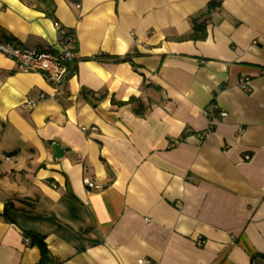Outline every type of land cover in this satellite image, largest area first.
<instances>
[{
  "label": "crops",
  "instance_id": "0c3cea01",
  "mask_svg": "<svg viewBox=\"0 0 264 264\" xmlns=\"http://www.w3.org/2000/svg\"><path fill=\"white\" fill-rule=\"evenodd\" d=\"M56 22L62 98L0 53V264H264V0H0L21 49Z\"/></svg>",
  "mask_w": 264,
  "mask_h": 264
},
{
  "label": "built area",
  "instance_id": "2783aa9c",
  "mask_svg": "<svg viewBox=\"0 0 264 264\" xmlns=\"http://www.w3.org/2000/svg\"><path fill=\"white\" fill-rule=\"evenodd\" d=\"M215 8L217 9L218 7L216 6ZM54 28L58 31L63 42L57 51L24 50L11 41H2L0 39V53L16 61L25 72L40 74L43 79L50 84L53 90L51 98L53 100H58L64 96L66 91L69 68L75 56V45L73 38L65 36L57 22L54 23ZM250 80V77H242L238 83L239 88L244 92L250 91ZM39 99L44 100L45 96L40 95ZM36 104V101L30 100L26 102V107L33 108ZM205 116L209 119V126L205 132L196 134V137L201 140H208L210 138L214 123L216 121H224L227 117V113L217 110L215 113L205 112ZM178 144L179 141L177 140L170 141L171 147ZM245 158L248 159L249 157L246 156ZM83 184L88 189H101L100 186L89 179H83ZM52 187L56 188L54 185ZM198 244L202 245L204 242L199 241ZM138 263L152 264L150 261L144 259H140Z\"/></svg>",
  "mask_w": 264,
  "mask_h": 264
},
{
  "label": "trees",
  "instance_id": "16d2710c",
  "mask_svg": "<svg viewBox=\"0 0 264 264\" xmlns=\"http://www.w3.org/2000/svg\"><path fill=\"white\" fill-rule=\"evenodd\" d=\"M218 5H219V2H217V1L211 2L208 5V11H212ZM205 36H206L205 27L203 25H197L196 21H194V27L192 29V34L190 37L193 40H203L205 38ZM96 58L100 59L98 57H96ZM119 60L120 61H126V60H129V57L125 56ZM136 113L139 114L138 109L136 110ZM25 235L30 237L32 245L36 246L38 248V250L40 251L41 257H40L38 264H49L50 259H49V255H48V250L46 248V245L44 244L43 236H39V235L32 233V232H27V233H25Z\"/></svg>",
  "mask_w": 264,
  "mask_h": 264
},
{
  "label": "water",
  "instance_id": "95a60500",
  "mask_svg": "<svg viewBox=\"0 0 264 264\" xmlns=\"http://www.w3.org/2000/svg\"><path fill=\"white\" fill-rule=\"evenodd\" d=\"M52 148L54 150V153H55L56 158L57 159L62 158V156H63L62 149L58 145H56V144H53L52 145Z\"/></svg>",
  "mask_w": 264,
  "mask_h": 264
}]
</instances>
